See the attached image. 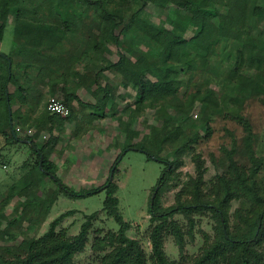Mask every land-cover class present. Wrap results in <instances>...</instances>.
Returning a JSON list of instances; mask_svg holds the SVG:
<instances>
[{
    "label": "trees",
    "instance_id": "16d2710c",
    "mask_svg": "<svg viewBox=\"0 0 264 264\" xmlns=\"http://www.w3.org/2000/svg\"><path fill=\"white\" fill-rule=\"evenodd\" d=\"M128 1L133 3V0ZM107 3V0H0V30L9 24L12 6L17 8L13 23L14 51L11 54L0 51V135L14 143L25 140L29 145L28 142H31L30 146L37 156L43 177L30 182L20 195L29 197L32 190L38 193L46 191V179L56 185L46 198H42L41 194H33L30 200L15 204L17 216L7 223L6 229L16 225L18 220L31 219L42 210L46 214L61 194L66 197H86L105 188L104 211L116 220L119 231L95 239L93 249L96 251L112 247V251L102 257L100 264H147L142 244L127 234L131 224L124 219L119 208V198L116 196L118 184L113 180L107 185L109 177L100 187L76 191L62 181L58 176V164L45 153L47 147L52 148L58 142L53 134L54 126L65 128V124L72 123L77 118V106L90 108L93 120L101 119L106 117V109L115 100L113 87L103 85L99 75H95L100 94L96 103L84 102L78 96V88L86 84L89 77L81 75L79 71L68 73L67 69L75 65L80 57H74L75 54L69 62L60 58L73 32L72 26L83 28L85 42L97 32L92 46L98 51L108 45H115L121 50L119 61L107 68L119 69L126 83L136 91V109L121 129L126 139L124 148L111 168L114 169V176L127 149H136L145 152L149 159L167 164L158 184L162 191L164 183L182 161L173 163L163 159L153 153V148L165 146L172 150L179 149L182 154L191 143L198 140L197 137H191L183 124L176 120L174 112L181 104L193 105L198 101L204 110L207 132L210 133V122L214 116L223 113V102L237 98L242 105L251 98H259L264 103V74L260 73L264 66V0H186L178 16L186 24H197L191 37L168 33L138 16L134 25L144 34L151 56L144 52L143 44L138 40L125 48L124 41L117 33L118 18L107 9ZM225 30H249L250 33L245 40L238 41L226 38ZM81 50L82 55L89 56L87 49ZM225 51H229L230 55H222ZM16 55L25 58L23 66L15 61ZM125 63L132 65V75L124 70ZM30 66H39L42 76H52L50 82L59 78V69L56 67L62 70L64 77L72 76V80L79 76L83 78L76 84L72 81L73 86L63 89L70 115L64 117L48 113L46 122L51 124L48 129L51 137L43 144L16 133L12 109L15 95L10 92L9 86L13 80H17L16 67L26 69ZM233 73L236 79L232 78ZM197 77L200 83L197 93L186 101L181 100L178 92L183 81L186 79L187 83H191ZM212 84L219 86L220 90ZM23 89V86L18 87V91ZM75 101L78 105H74ZM147 102L159 109L163 125L149 137L143 136L139 142L133 143L134 131L131 127ZM245 142L252 148L251 137H246ZM235 152L236 149L227 150L228 173L219 176L208 193L204 191L207 168L201 155L194 156L197 176L192 178L185 190L192 195L191 199L162 209L158 206V190L150 207L152 219L158 220L150 235L151 260L154 264H174L165 253V236L172 234L183 251L186 235L193 237V215L205 211L211 212L217 221L215 238L206 242L191 264H264V183L258 180L262 160L252 157V166L247 168L234 158ZM234 200H244L251 205V209L237 210L235 218L238 222L235 228L230 229V205ZM23 208L25 212L21 211ZM71 214L72 211H69L53 220L49 230L41 237L23 241L19 252L13 254V259H1L0 264H74L75 255L84 249L88 241L91 222L84 223L80 233L72 237H68L64 231L57 232L61 221ZM175 214H183L187 218L186 229L174 220ZM13 238L11 235L7 237L8 240Z\"/></svg>",
    "mask_w": 264,
    "mask_h": 264
},
{
    "label": "rangeland",
    "instance_id": "374dc122",
    "mask_svg": "<svg viewBox=\"0 0 264 264\" xmlns=\"http://www.w3.org/2000/svg\"><path fill=\"white\" fill-rule=\"evenodd\" d=\"M107 1V9L118 18L117 33L124 41L125 48L133 44L134 40L141 41L142 49L148 56H151V50L148 48L150 46L147 45L144 34L134 25L138 16L178 36L191 37L197 27L196 23H184L178 16L186 0H133V3L128 0ZM16 14L17 8L12 6L8 19L9 24L5 29L0 30V51L6 54L14 51L13 23ZM72 29L73 32L66 43V49L60 58L69 62L75 54L77 55L74 57H80L75 65H70L67 69L68 73L79 71L81 75L89 77L86 84L79 87L77 91L90 84L88 87L91 88V92L87 99L90 103H96L100 94L95 75H99L103 85L113 87L115 95L114 103L106 109L105 118L93 120L90 108L77 106V118L72 123H67L66 128L57 132L55 137L58 138V142L47 152L48 157L54 159L57 164L60 163L58 176L62 181L76 191H81L100 187L110 177L112 165L124 148L126 134L121 129L136 109L137 96L136 91L126 83L119 69L107 68L119 61L121 50L115 45H108L102 51H98L92 46V40L97 37V32H94L85 42L86 34L83 28L74 25ZM249 33V30H225L224 35L226 38L243 41ZM78 46H80L79 49ZM81 49H87L89 56L82 55ZM222 55H230V52H222ZM15 61L23 66L26 60L16 55ZM56 68L59 69V74L61 73L57 75L62 77V70L59 67ZM123 68L128 75L133 74V67L129 63H125ZM15 73L17 80H13L9 88L14 90L15 102L19 100L26 104L17 108L15 113L16 131L19 128L17 132L19 136L31 138L36 131L43 139L42 142H38L36 138V143H46L51 137L47 131L46 117L49 113L46 109L47 103L51 97L65 102L64 93L52 91L41 93L32 98L31 105H27L28 99L27 97L20 99L22 93H18V87L31 85L35 88L40 84L47 86L51 84L52 76H42L39 66H30L26 69L16 67ZM260 73L264 74V66ZM62 78L70 87L73 86L72 81L76 84L83 79L82 76L76 77L75 80H72V76ZM232 78L236 79V74L233 73ZM197 80L198 77L191 83H187L186 79L183 81L178 92L181 100L186 101L189 96L197 93V87L200 85ZM212 86L219 89V86L215 84ZM74 105H78L76 101ZM174 114L187 133L191 137H197L198 140L191 143V146L182 154L179 149L172 150L165 146L153 148V153L163 159H168L173 163L182 161L166 180L162 191H160V186L159 208L166 209L177 205L180 201L191 199L192 195L187 194L185 190L192 178L197 176L195 155H201L205 161L207 170L204 176V191L206 193L217 182L219 176L228 173L227 150L232 149H236L234 158L240 165L247 168L252 166V157L262 160L258 180L264 183V103L259 98H251L242 105L237 98L223 102V113L214 116L211 120L210 133L207 132L205 113L198 101L193 105L181 104ZM159 115V109L154 108L148 102L144 104L142 113L131 127L134 131L133 143L139 142L143 136L149 137L156 128L163 125L164 121L159 118ZM40 121L42 123L39 125ZM41 124L44 126L43 129ZM39 127L41 130L38 129ZM246 137L252 138V148L246 144ZM0 139L2 141L0 143V260L13 259V254L19 252V246L23 241L28 238L41 237L49 230L53 220L72 211L71 215L61 221L56 231H64L68 237H72L78 235L82 225L90 221L88 241L84 249L75 255L74 264H100L102 257L112 251V247L96 251L93 249L95 239L104 237L109 232L119 231V224L104 211L106 189L86 197H66L61 194L46 214L42 210L41 213L34 214L31 219L18 220L16 225L6 229L7 223L17 216L14 209L15 204L26 199L30 200L33 194L39 196L41 194L42 198H46L49 191L55 189L56 185L46 179V191L38 193L32 190L29 197L20 195L30 182L43 177L38 167L37 156L26 141L14 143L8 141L3 135H0ZM166 167V163L149 159L145 152L127 149L118 166V172L114 176V181L118 184L116 196L119 198L120 211L124 219L131 224L127 234L130 238L140 241L146 252L147 264H154L151 260L150 235L153 227L158 223V220L152 219L153 215L150 211L152 196ZM239 209L247 211L251 209V205L244 200L232 201L230 229L235 228L238 222L235 213ZM21 211L25 212L26 209L23 208ZM91 215L95 216L90 218ZM193 216L195 219L193 237L186 235L183 251L172 234L165 236V253L174 264H191L206 242L215 238L217 221L212 217L211 212L195 213ZM174 220L178 221L183 229L188 227V220L183 214H175ZM9 235L14 238L8 240ZM262 251L264 252V243Z\"/></svg>",
    "mask_w": 264,
    "mask_h": 264
},
{
    "label": "crops",
    "instance_id": "0c3cea01",
    "mask_svg": "<svg viewBox=\"0 0 264 264\" xmlns=\"http://www.w3.org/2000/svg\"><path fill=\"white\" fill-rule=\"evenodd\" d=\"M63 77V76H62ZM62 77H59L58 79H56V80H53L52 82H51V84H47V86H44V85H39L38 87H33V86H31V85H22L23 86V90H20V91H18V93H22V94H20L22 97H20V99L22 98H25V97H27V102L26 103H28L27 105H31V100H32V98L35 96V95H41V93H46V92H48V91H52V90H55L57 93H63V89L67 86L66 85V83H65V80L62 78ZM90 85V84H89ZM88 85V86H89ZM83 87V88H81L79 91H77V94H78V96L84 101V102H88V99H87V96H89L90 95V92H91V88H89V87ZM18 90V89H17ZM10 92L11 93H14V90H11L10 89ZM20 103H22V102H19V100H16V102H15V100H14V105H13V107H12V109H13V113H14V116H15V113L17 112V110L19 109V107L22 105H26V104H24V103H22V104H20ZM33 103V102H32ZM18 108V109H17ZM20 113V112H19ZM17 120L18 121H21V119L20 118H17ZM96 121V120H95ZM16 122V121H15ZM40 123H42L41 121L38 123L39 125H40ZM66 126H67V124H65V128H66ZM41 127H42V129L44 128V126H43V124H41ZM51 127V124L50 123H48V129ZM33 129V128H32ZM39 130H41L40 129V127L38 128ZM60 129L61 130H63L64 128H62V127H60V126H54V129H53V134H54V136H57V132L58 131H60ZM34 130V129H33ZM66 131H67V129H65ZM48 131V130H47ZM36 131H34V136L32 137L35 141H36V138H38V142L40 141V142H42L43 141V139L40 137V136H38V133L36 132ZM17 133V132H16ZM18 134V133H17ZM32 134H33V132H32ZM19 135V134H18ZM51 135V134H50ZM44 138H45V135H44ZM0 143H2V141H1V139H0ZM29 143V142H28ZM30 144V143H29ZM51 147H47L46 148V150H45V153H46V155H47V152H49ZM54 160V159H53ZM55 161V160H54ZM60 161V160H59ZM58 167H60V163L58 162ZM61 167H62V165H61Z\"/></svg>",
    "mask_w": 264,
    "mask_h": 264
},
{
    "label": "built area",
    "instance_id": "2783aa9c",
    "mask_svg": "<svg viewBox=\"0 0 264 264\" xmlns=\"http://www.w3.org/2000/svg\"><path fill=\"white\" fill-rule=\"evenodd\" d=\"M46 109L51 114H58L61 116H69L70 115V108L66 105L65 102L59 100L56 97H51L47 103ZM19 128L16 132H19Z\"/></svg>",
    "mask_w": 264,
    "mask_h": 264
},
{
    "label": "water",
    "instance_id": "95a60500",
    "mask_svg": "<svg viewBox=\"0 0 264 264\" xmlns=\"http://www.w3.org/2000/svg\"><path fill=\"white\" fill-rule=\"evenodd\" d=\"M23 141L25 142V140H23ZM29 143L31 144V142H29ZM113 180H114V169L111 170V173H110V181H109V183H108L107 185H109L111 182H113ZM159 188H160V186L158 185V186L156 187V189H155V192H154V194H153V196H152V203H151V206H152L153 203H154V200H155V197H156V194H157Z\"/></svg>",
    "mask_w": 264,
    "mask_h": 264
}]
</instances>
